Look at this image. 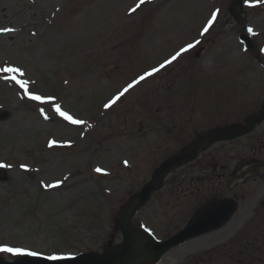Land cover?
<instances>
[{"label":"rangeland","instance_id":"obj_1","mask_svg":"<svg viewBox=\"0 0 264 264\" xmlns=\"http://www.w3.org/2000/svg\"><path fill=\"white\" fill-rule=\"evenodd\" d=\"M231 3L0 0V30L12 29L0 31V69L23 72L0 71V110L10 112L0 121V164L9 165L0 167L1 247L47 256L107 250L122 240L118 211L162 158L203 130L259 110L264 67L241 44ZM245 11L250 32L260 30L259 45L264 6ZM141 76L101 115L105 102ZM56 103L82 123L57 116ZM229 197L238 209L223 227L171 249L158 264H264V248L251 245L264 229V123L171 170L133 223L164 239L198 208Z\"/></svg>","mask_w":264,"mask_h":264},{"label":"water","instance_id":"obj_2","mask_svg":"<svg viewBox=\"0 0 264 264\" xmlns=\"http://www.w3.org/2000/svg\"><path fill=\"white\" fill-rule=\"evenodd\" d=\"M241 1L237 0L231 7L230 12L235 19L239 20ZM248 42L249 47L253 44L245 35H242ZM8 117V113H0V120ZM264 120V109L257 115L251 116L246 125L235 128H224L209 132L196 141L194 146L178 155L166 159L155 171L152 180L149 181L127 205L120 211L116 221L123 233V242L116 244L104 253L91 252L80 256L61 260H47L37 256L24 255L15 261H7L0 257V264H155L162 255L175 245L184 242L194 236L216 229L227 221L235 209V200L216 203L199 211L190 223L180 232L171 238L158 241L146 230L137 229L132 225V217L137 210L144 205L151 196V193L163 185L166 173L173 166L189 163L196 159L202 148L210 146L217 141L235 139L251 132L258 123Z\"/></svg>","mask_w":264,"mask_h":264},{"label":"snow or ice","instance_id":"obj_3","mask_svg":"<svg viewBox=\"0 0 264 264\" xmlns=\"http://www.w3.org/2000/svg\"><path fill=\"white\" fill-rule=\"evenodd\" d=\"M144 2H145V0H139V3L140 4H143ZM137 6H139V5H137ZM134 10L135 9H133V11ZM215 19H216V16H215V14H213L212 20L209 21V27L212 26V22ZM0 31H12V29H2ZM204 31L207 32L208 31V28H205ZM249 31H252V29H249ZM192 47H193V45L189 44L187 46V48H182L180 50V52H177L176 55L172 56V58L170 60L166 61V63L167 64H171L173 61H175L181 55V53L188 51ZM163 67H164V65H161V68H163ZM0 71H3L5 73H20V75H23V72L18 67H7V68L0 69ZM155 71H159V69H154L153 72H155ZM153 72L146 73V75L147 76H151L153 74ZM12 79L13 80H16V77L13 76ZM144 79H145V76H141L139 78V80L134 81L133 84H129L128 87H126L123 90V92H121L117 97H115V99L113 101H111V103H115L116 100H119L120 99V96H123L124 93L128 92V90L130 88H132L134 86V84H137V83H139L140 81H142ZM16 83H18L22 88H25L26 85H27V81L26 80H16ZM30 99H32L34 101L46 102L44 100V98L41 97L40 95H30ZM41 111H43V109H41ZM55 111L57 113H59V115L61 117H63L65 120L70 121L72 124H81L82 123L81 120L74 119L66 111H62L59 105L56 106ZM45 118H47V117H45ZM8 166L9 165L0 164V167H8ZM97 171H100V169H97ZM54 186H58V185H54ZM0 252L13 253L15 255H24V254L30 255V256H36V255H38V253H36V252H32V251L26 252L25 249L19 248V247H0ZM48 259H50V260H57V259H60V257L53 255V256L48 257Z\"/></svg>","mask_w":264,"mask_h":264},{"label":"bare ground","instance_id":"obj_4","mask_svg":"<svg viewBox=\"0 0 264 264\" xmlns=\"http://www.w3.org/2000/svg\"><path fill=\"white\" fill-rule=\"evenodd\" d=\"M117 105V104H116Z\"/></svg>","mask_w":264,"mask_h":264}]
</instances>
